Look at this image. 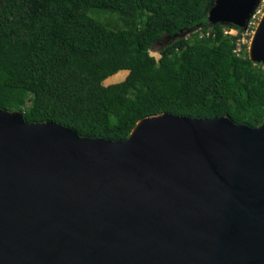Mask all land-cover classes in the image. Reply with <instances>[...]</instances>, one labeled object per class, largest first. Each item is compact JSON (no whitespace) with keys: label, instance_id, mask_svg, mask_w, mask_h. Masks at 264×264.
Here are the masks:
<instances>
[{"label":"water","instance_id":"water-1","mask_svg":"<svg viewBox=\"0 0 264 264\" xmlns=\"http://www.w3.org/2000/svg\"><path fill=\"white\" fill-rule=\"evenodd\" d=\"M259 1L207 21L244 30ZM140 121L111 141L0 110V264H264V121Z\"/></svg>","mask_w":264,"mask_h":264},{"label":"trees","instance_id":"trees-1","mask_svg":"<svg viewBox=\"0 0 264 264\" xmlns=\"http://www.w3.org/2000/svg\"><path fill=\"white\" fill-rule=\"evenodd\" d=\"M213 2L0 0V110L111 141L162 113L259 127L264 64L238 44L239 28L207 21ZM123 70V81L103 84Z\"/></svg>","mask_w":264,"mask_h":264},{"label":"rangeland","instance_id":"rangeland-1","mask_svg":"<svg viewBox=\"0 0 264 264\" xmlns=\"http://www.w3.org/2000/svg\"><path fill=\"white\" fill-rule=\"evenodd\" d=\"M264 16V0H260L257 7L254 9L253 13L249 18V27H253L254 31L256 30L257 26L259 25L260 21ZM254 31L250 36L244 37V42L249 43L250 39L254 35ZM236 33V32H234ZM189 32L183 34L184 37H187ZM169 37L163 36L161 37L155 45L151 48L150 55L153 56L155 59L159 58V50L169 41ZM109 80H106V82ZM104 82V85H108V83ZM28 95L25 92H18L16 94V101L21 104V107H24L25 101L27 100Z\"/></svg>","mask_w":264,"mask_h":264},{"label":"built area","instance_id":"built-area-1","mask_svg":"<svg viewBox=\"0 0 264 264\" xmlns=\"http://www.w3.org/2000/svg\"><path fill=\"white\" fill-rule=\"evenodd\" d=\"M253 27H249V21L247 22V25H246V28L244 29V30H241V39L238 41V44L239 43H244L245 44V42H244V37L245 36H250V34H252L253 33V31H254V29H252ZM234 32H236L237 33V31L236 30H234V29H231L230 31H228L227 32V34H229V35H236V33H234ZM234 53H239V48L237 49V50H235L234 51Z\"/></svg>","mask_w":264,"mask_h":264},{"label":"crops","instance_id":"crops-1","mask_svg":"<svg viewBox=\"0 0 264 264\" xmlns=\"http://www.w3.org/2000/svg\"><path fill=\"white\" fill-rule=\"evenodd\" d=\"M128 72L127 71H119L118 73H116L113 76L108 77L106 80H109L106 82V80L104 82L108 83V85L110 84H114V83H118L121 82L125 79V77L127 76ZM103 82V84H104ZM106 86V85H105Z\"/></svg>","mask_w":264,"mask_h":264},{"label":"bare ground","instance_id":"bare-ground-1","mask_svg":"<svg viewBox=\"0 0 264 264\" xmlns=\"http://www.w3.org/2000/svg\"><path fill=\"white\" fill-rule=\"evenodd\" d=\"M256 35L257 33H254L253 37L250 39L248 46H249V51H250V56L254 57V45H255V39H256ZM142 125V121H140L139 123H137V125L135 126V129L133 131V134L135 133V131Z\"/></svg>","mask_w":264,"mask_h":264}]
</instances>
